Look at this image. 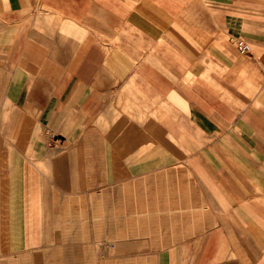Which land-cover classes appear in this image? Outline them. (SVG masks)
<instances>
[{
    "label": "crops",
    "instance_id": "obj_1",
    "mask_svg": "<svg viewBox=\"0 0 264 264\" xmlns=\"http://www.w3.org/2000/svg\"><path fill=\"white\" fill-rule=\"evenodd\" d=\"M110 240L264 264V0H0V264Z\"/></svg>",
    "mask_w": 264,
    "mask_h": 264
},
{
    "label": "rangeland",
    "instance_id": "obj_2",
    "mask_svg": "<svg viewBox=\"0 0 264 264\" xmlns=\"http://www.w3.org/2000/svg\"><path fill=\"white\" fill-rule=\"evenodd\" d=\"M121 243L116 240L110 241H98L96 243V251L93 254H96L91 259L84 260L82 257L76 258V261L79 264H83L84 262H89L88 264H107L108 257L111 253L117 252L120 248ZM93 246V245H92ZM131 264H142L140 261L131 262ZM144 264H153V260L147 258ZM157 264H164V259H157Z\"/></svg>",
    "mask_w": 264,
    "mask_h": 264
},
{
    "label": "built area",
    "instance_id": "obj_3",
    "mask_svg": "<svg viewBox=\"0 0 264 264\" xmlns=\"http://www.w3.org/2000/svg\"><path fill=\"white\" fill-rule=\"evenodd\" d=\"M238 48L243 54H251L252 53V48L249 44L241 41L238 43Z\"/></svg>",
    "mask_w": 264,
    "mask_h": 264
}]
</instances>
